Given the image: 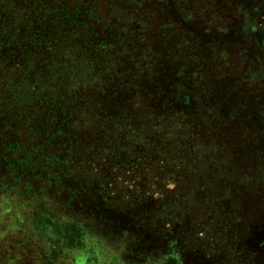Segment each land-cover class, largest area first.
Here are the masks:
<instances>
[{
	"label": "rangeland",
	"instance_id": "rangeland-1",
	"mask_svg": "<svg viewBox=\"0 0 264 264\" xmlns=\"http://www.w3.org/2000/svg\"><path fill=\"white\" fill-rule=\"evenodd\" d=\"M1 43L0 264H264V0H0Z\"/></svg>",
	"mask_w": 264,
	"mask_h": 264
},
{
	"label": "trees",
	"instance_id": "trees-1",
	"mask_svg": "<svg viewBox=\"0 0 264 264\" xmlns=\"http://www.w3.org/2000/svg\"><path fill=\"white\" fill-rule=\"evenodd\" d=\"M76 10V9H75ZM75 10L70 9L68 10V12H73L75 13ZM0 48H2V43L0 44ZM52 51H53V57H54V53L56 52V48L52 47ZM51 67H53V65L51 64ZM50 67V70L52 69ZM53 70V69H52ZM71 74H73L72 70ZM73 76V75H72ZM20 83H23L24 86H28L26 87L25 91H29L31 89H33L34 87L39 86L38 82H30V84L27 81V75L23 73L22 78L19 79ZM26 84V85H25ZM38 92V91H37ZM51 97L48 99L44 98L43 102H51ZM13 141L14 143L17 142V139L15 138V135H12ZM25 142H18L17 147H20L22 149H19L16 147L15 150V154H14V158L17 157H21L23 155V157H21L20 159L18 158V161L21 162L20 167L22 169H25L29 164V167L31 166V160H32V156L30 155L31 152H35V151H42L43 148H40V146H37L35 148L32 147H26V145L24 144ZM0 193H2L3 191L8 192V191H12L14 188V184L9 181H3V183H1L0 185ZM50 188V187H49ZM39 191L43 192L44 194L47 192V188L44 186H41L39 188ZM71 196V195H70ZM38 198H40V196L35 197L34 199L31 200H26V202L23 205V209H25L26 211H28L30 213V226H29V231L31 234V231L35 228V225L37 224L36 230L37 233L40 234L41 236L44 237H48V238H53L55 236L58 237V240L56 242H54L55 246L52 247H57V250L60 249L62 246H60L59 241H61L63 239V237L66 239V242L71 244V243H75L77 241L78 238H83L84 233H87V230L84 232L82 229L85 228L86 226H84L82 229L79 228L78 223H80V221L76 220V219H72L70 217V215H68L66 218H68L66 220L63 219V217L60 215V212L58 211V209L52 208L48 205H43V204H39L38 203ZM73 199V198H72ZM41 200V199H39ZM66 205V209L70 208L71 206H73V202L72 201H67ZM69 211L66 212H73L72 209H68ZM71 210V211H70ZM70 214V213H68ZM68 220H72L71 222H68ZM81 225V224H80ZM44 237H40V241H43V239H45ZM101 238L103 239V235L101 236ZM84 248V247H82ZM57 250L53 251L52 253H55ZM39 252V251H38Z\"/></svg>",
	"mask_w": 264,
	"mask_h": 264
},
{
	"label": "crops",
	"instance_id": "crops-1",
	"mask_svg": "<svg viewBox=\"0 0 264 264\" xmlns=\"http://www.w3.org/2000/svg\"><path fill=\"white\" fill-rule=\"evenodd\" d=\"M263 98H264V95H263Z\"/></svg>",
	"mask_w": 264,
	"mask_h": 264
}]
</instances>
